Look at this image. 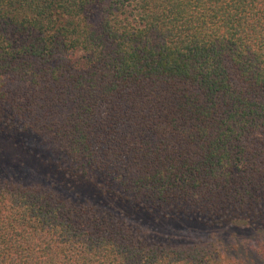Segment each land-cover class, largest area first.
I'll return each instance as SVG.
<instances>
[{
    "label": "trees",
    "instance_id": "obj_1",
    "mask_svg": "<svg viewBox=\"0 0 264 264\" xmlns=\"http://www.w3.org/2000/svg\"><path fill=\"white\" fill-rule=\"evenodd\" d=\"M0 264H264V0H0Z\"/></svg>",
    "mask_w": 264,
    "mask_h": 264
}]
</instances>
